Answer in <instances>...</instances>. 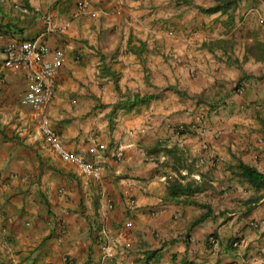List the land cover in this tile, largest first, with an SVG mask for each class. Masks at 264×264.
<instances>
[{"label":"crops","instance_id":"0c3cea01","mask_svg":"<svg viewBox=\"0 0 264 264\" xmlns=\"http://www.w3.org/2000/svg\"><path fill=\"white\" fill-rule=\"evenodd\" d=\"M225 3L0 0L1 42L50 26L65 51L40 109L0 63V264H264V189L237 169L264 173V0L200 9ZM42 115L101 180L53 152ZM167 149L202 191L170 195Z\"/></svg>","mask_w":264,"mask_h":264},{"label":"built area","instance_id":"2783aa9c","mask_svg":"<svg viewBox=\"0 0 264 264\" xmlns=\"http://www.w3.org/2000/svg\"><path fill=\"white\" fill-rule=\"evenodd\" d=\"M27 12L26 9L23 10ZM51 27L48 26L42 33L32 39H9L0 41V63L13 71H26L28 90L21 99L23 105L40 109L53 98L58 73L64 64L65 51L62 48L52 49L45 37ZM39 127L53 152L60 158L76 165L82 173L91 179H102V166L98 162L87 160L77 153L71 152L64 144L60 134L50 118L42 115ZM181 133L184 125L178 127ZM115 158H121L122 152H114ZM210 241L216 242L211 236Z\"/></svg>","mask_w":264,"mask_h":264},{"label":"trees","instance_id":"16d2710c","mask_svg":"<svg viewBox=\"0 0 264 264\" xmlns=\"http://www.w3.org/2000/svg\"><path fill=\"white\" fill-rule=\"evenodd\" d=\"M223 2H227L225 3L224 6H212L209 8H205V7H200V9L204 12H208V13H212L215 12L217 10H227L230 6L231 3H235L238 0H222ZM264 75H262L260 78H263ZM155 98V95H148V96H144L142 98H140V95H135L134 99H133V105L139 103V102H143L146 103L148 101H150L151 99ZM167 152H169L170 154H173V157L175 158L174 160V169L179 171V178H177L174 182H171L172 186L170 187V195L172 197H176V196H180L181 194H193L195 192H199L202 191V189L204 188L202 185L197 184L193 181L187 182V183H182L181 181H179V179H183L184 177H182V169L184 168H188L183 164V158L181 155H179L177 152L175 153L174 149H167ZM237 169L239 170V173L242 177H244L249 184H251L253 187H255L256 189H264V173H262L261 171H259L256 167L254 166H250L244 162H240L237 165ZM188 201V200H187ZM209 211L206 214H202L199 216V218L195 221V222H201L203 221L209 214ZM149 262V257L148 259L145 261V264H147Z\"/></svg>","mask_w":264,"mask_h":264}]
</instances>
